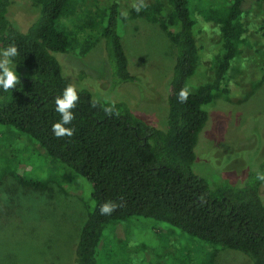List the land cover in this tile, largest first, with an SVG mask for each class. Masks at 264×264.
Returning a JSON list of instances; mask_svg holds the SVG:
<instances>
[{"label":"trees","instance_id":"16d2710c","mask_svg":"<svg viewBox=\"0 0 264 264\" xmlns=\"http://www.w3.org/2000/svg\"><path fill=\"white\" fill-rule=\"evenodd\" d=\"M37 1L39 14L22 32L8 17L13 0H0V49L17 47L11 64L19 79L7 92L0 88V125L26 135L90 184L93 205L81 227L73 264L109 263L106 229L135 217L164 223L202 244L240 252L251 264H264V204L259 193L264 182L256 179L258 172L264 173V158L242 186H210L193 171L195 148L209 119L207 108L217 96L233 93L228 73L232 61L249 46L250 34L264 43V0H215L199 9L193 0H146L131 14L158 24L175 48L165 128L150 125L124 102L98 101L90 91L76 88L74 119L64 125L74 134L63 138L51 130L61 120L55 99L71 82L54 53L84 55L98 39L111 86L136 77L122 44L126 27L115 0L95 17L79 15L84 0ZM209 24L218 28L220 37L204 53L202 32ZM204 58L208 73L200 70ZM198 69L200 81L206 80L196 85L191 78ZM182 88L189 91L184 103L178 100ZM10 175L22 186L46 189L43 183ZM106 202L118 205L111 215L100 214Z\"/></svg>","mask_w":264,"mask_h":264},{"label":"rangeland","instance_id":"374dc122","mask_svg":"<svg viewBox=\"0 0 264 264\" xmlns=\"http://www.w3.org/2000/svg\"><path fill=\"white\" fill-rule=\"evenodd\" d=\"M111 0H84L79 15L95 17ZM125 21L122 44L134 82L111 86L100 40L84 55L54 53L62 73L77 89L98 101L124 102L152 126L164 129L167 84L175 63V48L167 32L132 10L146 0H115ZM215 0H193L196 8ZM40 11L37 0H13L10 22L25 32ZM89 33V29H85ZM219 30L202 32L204 53L219 41ZM229 69L232 94L217 96L199 135L193 171L210 186H242L264 158V43L250 34ZM200 70L208 73L207 59ZM12 70L17 67L11 64ZM20 72V70L18 69ZM17 74V73H16ZM201 73L191 79L198 84ZM43 183L45 190L22 186L10 175ZM90 184L65 168L30 138L0 125V264H73L79 233L93 201ZM264 204V184L260 187ZM107 231V232H106ZM102 264H251L242 253L202 244L181 231L152 219L135 217L108 227Z\"/></svg>","mask_w":264,"mask_h":264},{"label":"clouds","instance_id":"9594fccd","mask_svg":"<svg viewBox=\"0 0 264 264\" xmlns=\"http://www.w3.org/2000/svg\"><path fill=\"white\" fill-rule=\"evenodd\" d=\"M136 11H140V7H136ZM126 16L127 13H122ZM18 55L17 47L9 45L5 49H0V88L5 92L16 87L19 83L18 76L15 71L12 70L11 58ZM189 91L186 88H182L178 94V100L181 103L187 101ZM79 97L77 94L76 86L69 83L63 91L62 96H58L55 99L56 112L61 115V120L54 123L52 126V132L56 138H63L65 136L71 137L74 134V129L66 128L64 125L70 124L74 119L72 109L76 107V103ZM95 107V104H93ZM106 112L111 113V109H105ZM256 179L264 182V173H257ZM118 207L115 203L106 202L100 208L101 215H111V213Z\"/></svg>","mask_w":264,"mask_h":264}]
</instances>
